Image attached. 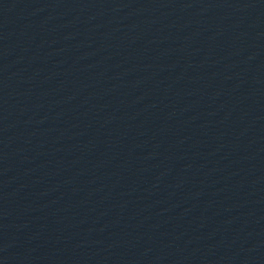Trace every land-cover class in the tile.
Listing matches in <instances>:
<instances>
[{
	"label": "water",
	"instance_id": "1",
	"mask_svg": "<svg viewBox=\"0 0 264 264\" xmlns=\"http://www.w3.org/2000/svg\"><path fill=\"white\" fill-rule=\"evenodd\" d=\"M264 46V0H0V157Z\"/></svg>",
	"mask_w": 264,
	"mask_h": 264
}]
</instances>
